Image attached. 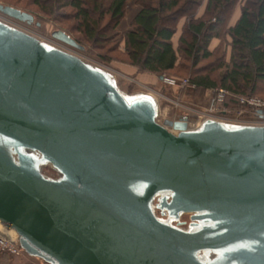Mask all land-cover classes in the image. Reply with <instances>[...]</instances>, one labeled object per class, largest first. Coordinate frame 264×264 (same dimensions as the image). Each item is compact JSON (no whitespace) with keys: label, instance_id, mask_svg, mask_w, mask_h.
Returning <instances> with one entry per match:
<instances>
[{"label":"water","instance_id":"95a60500","mask_svg":"<svg viewBox=\"0 0 264 264\" xmlns=\"http://www.w3.org/2000/svg\"><path fill=\"white\" fill-rule=\"evenodd\" d=\"M160 116L153 95L0 19V224L27 256L264 264V125Z\"/></svg>","mask_w":264,"mask_h":264},{"label":"trees","instance_id":"16d2710c","mask_svg":"<svg viewBox=\"0 0 264 264\" xmlns=\"http://www.w3.org/2000/svg\"><path fill=\"white\" fill-rule=\"evenodd\" d=\"M129 1L30 0L98 61L198 86L178 97L223 88L264 99V0H135L139 13L122 34Z\"/></svg>","mask_w":264,"mask_h":264},{"label":"rangeland","instance_id":"374dc122","mask_svg":"<svg viewBox=\"0 0 264 264\" xmlns=\"http://www.w3.org/2000/svg\"><path fill=\"white\" fill-rule=\"evenodd\" d=\"M0 4L4 5V6H10V7H15L21 11H25L27 13L32 14L35 17L34 23L32 25H28L26 23H22L19 21H16L12 18H9L7 16H5L4 14H2L0 12V19L6 20L12 24H15V26H17L18 28L29 32L35 36H37L38 38L45 40L55 46L61 47L64 50H67L71 53H74L82 58H84L85 60L96 64L100 67H103L105 69H107L108 71H110L111 73H113L119 82V85L122 89L128 91H131L132 93L134 92H139V91H149V90H153L156 91L157 93L161 94H165L167 97H169L172 100H180L183 103H188V104H192L194 106L199 107L197 103H194L192 101V99L188 96L185 97H178L176 96V93L179 90H175V91H171L172 88L170 87H166L161 80H159V82L157 83L156 86H150L146 83H144L140 78H138L137 74H134L133 72H131V70L129 69L130 66L127 65H123V64H119V63H112L110 65H106L100 61H98L95 56L93 54H90L89 52L85 51H79L75 48L69 47L68 45H65L57 40H55L52 37V34L55 31H60L61 28L59 26H57L53 21L49 20V17L44 15L43 13H41L39 11V9L37 7H35L30 0H0ZM137 10V6L135 4V0H130L129 4H128V9L127 12L128 14L134 13ZM14 26V25H13ZM161 77V76H159ZM170 77V76H169ZM165 88V92L161 90V88ZM259 98V97H258ZM263 99V98H262ZM208 97H207V104H208ZM235 101L234 99L231 100V104L232 106H235ZM159 102L161 104V116L159 118V122L161 124L164 123L165 120H178L179 117H181L182 115H189L188 113L185 112V109L182 107H177L175 104H172L170 101H167L164 97L160 98L159 97ZM191 102V103H190ZM205 103V104H206ZM206 105H200V109L204 110L203 108L207 107ZM253 115L252 114H248L246 117L242 116L241 119H253ZM191 120L193 123H197L198 122V118L191 116ZM50 173V171H49ZM182 221H186L189 222V217L185 216L183 218ZM1 255V254H0ZM26 255V254H24ZM5 256H9L6 255ZM12 257V256H11ZM21 257V256H19ZM16 258V257H15ZM39 262V261H38Z\"/></svg>","mask_w":264,"mask_h":264},{"label":"built area","instance_id":"2783aa9c","mask_svg":"<svg viewBox=\"0 0 264 264\" xmlns=\"http://www.w3.org/2000/svg\"><path fill=\"white\" fill-rule=\"evenodd\" d=\"M3 20V19H1ZM10 25H14L6 20H3ZM17 27V26H15ZM18 28V27H17ZM61 48V47H60ZM160 80L166 87L175 89H187L191 91H196L198 86L190 80V78L177 79L169 77L168 75H162ZM147 93L153 95L159 100V97L165 98L177 107H182L185 112L189 115H182L178 118L179 121L183 117L189 118V127L195 128L200 125L204 120H216L225 123L233 124H249V125H264V116L260 115V111H264V99L258 97H247L235 94L227 89L219 88L210 90L208 92V104L204 110L200 109V105L194 106L192 104L183 103L180 100H172L165 94H159L156 91L149 90ZM234 99L235 106H232L231 100ZM191 103V102H190ZM253 115V119H241L242 116H247L248 114ZM191 116L198 118L197 123H193ZM0 254H6L12 257L23 256L25 253L21 249L18 238L14 237H4L0 233ZM37 264H48L43 261H39Z\"/></svg>","mask_w":264,"mask_h":264},{"label":"crops","instance_id":"0c3cea01","mask_svg":"<svg viewBox=\"0 0 264 264\" xmlns=\"http://www.w3.org/2000/svg\"><path fill=\"white\" fill-rule=\"evenodd\" d=\"M138 13H139V9L138 8H137V10L134 13L130 12V14H128V12H127V16H126L125 20L121 23V25L119 27V30H120V32L122 34L130 29V24L133 21V19L137 16ZM239 16H240V10H237L235 15H234L233 23L236 22V20L239 18ZM217 44H218V42H214L213 43V47L217 46ZM129 69L131 70V72L136 74V69L135 68L129 67ZM138 78H140L144 83H146V84H148L150 86H156L157 83L160 80L159 76L151 75V74H138ZM161 90L165 92V88L164 87L161 88ZM209 91H207L204 94V98L205 99H202V100L192 99V101L194 103L199 104V105H203V106L206 105ZM37 263H38L37 259L31 258V257H29L27 255H23L21 257H16V258L15 257H11V256H0V264H37Z\"/></svg>","mask_w":264,"mask_h":264},{"label":"bare ground","instance_id":"6f19581e","mask_svg":"<svg viewBox=\"0 0 264 264\" xmlns=\"http://www.w3.org/2000/svg\"><path fill=\"white\" fill-rule=\"evenodd\" d=\"M0 233L4 237H10L11 236V237H14V239L18 238L17 235L13 231H8L1 224H0Z\"/></svg>","mask_w":264,"mask_h":264},{"label":"flooded vegetation","instance_id":"af4514ba","mask_svg":"<svg viewBox=\"0 0 264 264\" xmlns=\"http://www.w3.org/2000/svg\"><path fill=\"white\" fill-rule=\"evenodd\" d=\"M167 121H171V120H165L164 123L167 122Z\"/></svg>","mask_w":264,"mask_h":264}]
</instances>
